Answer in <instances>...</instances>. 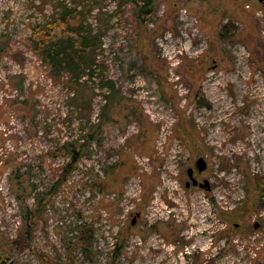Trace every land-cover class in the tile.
I'll return each instance as SVG.
<instances>
[{
	"label": "rangeland",
	"instance_id": "obj_1",
	"mask_svg": "<svg viewBox=\"0 0 264 264\" xmlns=\"http://www.w3.org/2000/svg\"><path fill=\"white\" fill-rule=\"evenodd\" d=\"M243 1L0 0V264H264V10ZM64 10L91 33L78 73L44 58L63 26L35 43ZM199 158L211 191L185 188Z\"/></svg>",
	"mask_w": 264,
	"mask_h": 264
},
{
	"label": "trees",
	"instance_id": "obj_2",
	"mask_svg": "<svg viewBox=\"0 0 264 264\" xmlns=\"http://www.w3.org/2000/svg\"><path fill=\"white\" fill-rule=\"evenodd\" d=\"M157 0H141L139 5V0H127L128 3L134 5L139 12V16H147L150 17L154 13L155 2ZM77 12L75 10H64L59 18L55 21L56 23L50 25L48 28L51 30L49 33H45L44 30H37L35 32L36 45L40 46V49L44 48L45 40L49 37L51 38V33H55L62 26L66 29L67 33L70 35L69 40H66V43H63L62 46H59V42H54L51 44L50 51L47 52L45 58L46 62L60 63L66 62L65 65H69L73 72L78 73L82 67L91 66L92 61L91 57L87 56L86 53L91 51L93 46L91 43V33H85L82 29V24L74 27L70 26L69 21L73 20L75 14ZM44 29V28H43ZM62 44V43H60ZM65 52H71L70 56L66 55ZM70 154L72 155V163L75 166L76 163L80 160L83 155V151L81 148L77 149L74 146H70ZM79 230H83L80 227ZM87 230V229H86ZM80 242L83 245L84 251L88 252L93 243H92V235L89 234V231L81 232L80 234ZM117 253V251H116ZM86 254V253H85ZM115 259V257L113 258Z\"/></svg>",
	"mask_w": 264,
	"mask_h": 264
},
{
	"label": "flooded vegetation",
	"instance_id": "obj_3",
	"mask_svg": "<svg viewBox=\"0 0 264 264\" xmlns=\"http://www.w3.org/2000/svg\"><path fill=\"white\" fill-rule=\"evenodd\" d=\"M191 1H194L199 6L215 7V5H217V2L219 0H191ZM243 4H245V7L252 6L253 8L264 10V0H244ZM189 169H192V177L196 178L199 183H201V182H203L205 180V179H201L202 174H203L204 171L199 173L197 171V169H196V165H194L193 167H189L186 170L185 188H187V189L200 188L199 186H195V185L192 184L191 178H190L191 176L189 175ZM140 218H141V214L137 213V215L132 220V226H135L137 221H138V219H140ZM259 227H260V225H259Z\"/></svg>",
	"mask_w": 264,
	"mask_h": 264
},
{
	"label": "water",
	"instance_id": "obj_4",
	"mask_svg": "<svg viewBox=\"0 0 264 264\" xmlns=\"http://www.w3.org/2000/svg\"><path fill=\"white\" fill-rule=\"evenodd\" d=\"M196 169L199 173L205 171L207 169V163L203 158H199L196 161ZM189 175L191 176V182L195 186H199L203 190L211 191V184L208 180H204L203 182L199 183L196 178L192 177V169H189ZM259 227V224L256 223L254 228L257 229Z\"/></svg>",
	"mask_w": 264,
	"mask_h": 264
}]
</instances>
